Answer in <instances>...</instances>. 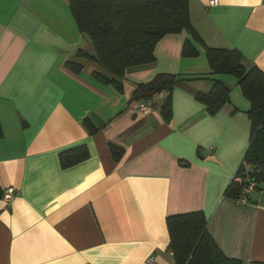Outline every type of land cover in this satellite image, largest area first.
<instances>
[{
	"label": "crops",
	"instance_id": "1",
	"mask_svg": "<svg viewBox=\"0 0 264 264\" xmlns=\"http://www.w3.org/2000/svg\"><path fill=\"white\" fill-rule=\"evenodd\" d=\"M208 1H187L200 41L264 74V0ZM187 37H161L154 62L125 71L118 90L76 55L91 49L66 0H0V189L15 191L0 200V264H173L165 219L196 211L224 257L264 263V190L246 204L225 194L248 145V103L232 76L208 73L199 45L180 56ZM159 73L181 80L137 112L135 84ZM211 79L229 94L209 115L195 94ZM107 143L123 150L117 162ZM80 145L87 157L62 168L58 154Z\"/></svg>",
	"mask_w": 264,
	"mask_h": 264
},
{
	"label": "trees",
	"instance_id": "2",
	"mask_svg": "<svg viewBox=\"0 0 264 264\" xmlns=\"http://www.w3.org/2000/svg\"><path fill=\"white\" fill-rule=\"evenodd\" d=\"M188 0H66L68 11L76 29L85 34L90 53L78 51L76 55L95 63L107 76L92 73L103 84H112L119 90L115 79H121L127 70L150 65L154 62L153 47L167 34L184 31L187 39L182 43L180 56L195 57L194 44L203 50L210 75H229L235 79L242 97L247 101L245 115L249 121V141L234 177L225 194L234 199L242 180L252 178L256 186L264 182V74L254 66H245L240 54L233 49H216L204 46L191 26L188 16ZM76 72L79 66L67 62ZM181 79L176 75L159 73L144 83L135 84L132 101H149L161 92L169 94ZM229 88L217 79L210 80L205 92H197L199 101L209 115L228 102ZM164 120L170 116L168 97L160 106ZM85 125L88 123L84 120ZM104 124L89 125L88 134H93ZM111 159L117 162L123 150L107 143ZM87 157L80 145L58 154L62 168L71 166ZM248 166L249 170L245 171ZM252 191V192H253ZM2 190L0 189V197ZM167 249L173 264H242L239 260L222 255L206 232V220L199 211L175 214L166 217ZM249 264H264L250 262Z\"/></svg>",
	"mask_w": 264,
	"mask_h": 264
},
{
	"label": "built area",
	"instance_id": "3",
	"mask_svg": "<svg viewBox=\"0 0 264 264\" xmlns=\"http://www.w3.org/2000/svg\"><path fill=\"white\" fill-rule=\"evenodd\" d=\"M215 0L208 1V5H214ZM148 101H139L136 105V110L139 113L145 114L147 111ZM256 186L255 181L252 178L245 177L239 187L238 193L234 200L239 204H246L249 201L250 193L254 190ZM15 195V191L11 187H6L2 190L0 200L4 204H8L11 198ZM141 264H153L152 257L146 258Z\"/></svg>",
	"mask_w": 264,
	"mask_h": 264
},
{
	"label": "rangeland",
	"instance_id": "4",
	"mask_svg": "<svg viewBox=\"0 0 264 264\" xmlns=\"http://www.w3.org/2000/svg\"><path fill=\"white\" fill-rule=\"evenodd\" d=\"M248 170H249V167L246 166V167H245V171H248ZM257 187H258L259 189H261V190H264V182H260V183H258V184H257Z\"/></svg>",
	"mask_w": 264,
	"mask_h": 264
}]
</instances>
